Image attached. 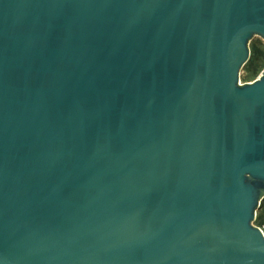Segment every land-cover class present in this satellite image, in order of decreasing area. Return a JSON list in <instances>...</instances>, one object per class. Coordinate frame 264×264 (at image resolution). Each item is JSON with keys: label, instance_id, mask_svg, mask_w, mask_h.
I'll use <instances>...</instances> for the list:
<instances>
[{"label": "water", "instance_id": "1", "mask_svg": "<svg viewBox=\"0 0 264 264\" xmlns=\"http://www.w3.org/2000/svg\"><path fill=\"white\" fill-rule=\"evenodd\" d=\"M264 0H0V264H264Z\"/></svg>", "mask_w": 264, "mask_h": 264}, {"label": "rangeland", "instance_id": "2", "mask_svg": "<svg viewBox=\"0 0 264 264\" xmlns=\"http://www.w3.org/2000/svg\"><path fill=\"white\" fill-rule=\"evenodd\" d=\"M250 57L248 64L240 72V82L246 83L256 79L264 69V41L254 37L249 44ZM254 225L264 230V206L257 210Z\"/></svg>", "mask_w": 264, "mask_h": 264}, {"label": "trees", "instance_id": "3", "mask_svg": "<svg viewBox=\"0 0 264 264\" xmlns=\"http://www.w3.org/2000/svg\"><path fill=\"white\" fill-rule=\"evenodd\" d=\"M250 61V60H249ZM249 62H247V64H248ZM247 64H245V65H247ZM261 206L263 207L264 206V200L262 201V203H261ZM261 206H260V208H261ZM259 208V209H260Z\"/></svg>", "mask_w": 264, "mask_h": 264}, {"label": "built area", "instance_id": "4", "mask_svg": "<svg viewBox=\"0 0 264 264\" xmlns=\"http://www.w3.org/2000/svg\"><path fill=\"white\" fill-rule=\"evenodd\" d=\"M261 229V228H260ZM263 232H264V230L263 229H261Z\"/></svg>", "mask_w": 264, "mask_h": 264}]
</instances>
